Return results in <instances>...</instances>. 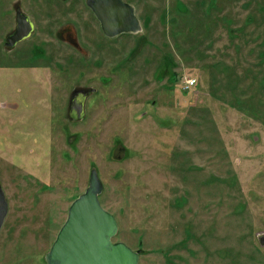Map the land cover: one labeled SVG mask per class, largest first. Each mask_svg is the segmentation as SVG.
<instances>
[{
    "label": "rangeland",
    "instance_id": "obj_1",
    "mask_svg": "<svg viewBox=\"0 0 264 264\" xmlns=\"http://www.w3.org/2000/svg\"><path fill=\"white\" fill-rule=\"evenodd\" d=\"M125 1L108 38L86 0H0V264H47L93 168L139 264H264V0Z\"/></svg>",
    "mask_w": 264,
    "mask_h": 264
},
{
    "label": "water",
    "instance_id": "obj_2",
    "mask_svg": "<svg viewBox=\"0 0 264 264\" xmlns=\"http://www.w3.org/2000/svg\"><path fill=\"white\" fill-rule=\"evenodd\" d=\"M86 4L108 38L142 30L135 7L125 0H86ZM23 28L26 32L19 40L33 31L28 20ZM103 190L99 174L93 168L89 187L70 206L68 218L46 255L47 264H139L143 250L135 251L124 242H113L119 226L115 215L100 201ZM8 213L9 200L0 186V235Z\"/></svg>",
    "mask_w": 264,
    "mask_h": 264
},
{
    "label": "flooded vegetation",
    "instance_id": "obj_3",
    "mask_svg": "<svg viewBox=\"0 0 264 264\" xmlns=\"http://www.w3.org/2000/svg\"><path fill=\"white\" fill-rule=\"evenodd\" d=\"M14 9H15L14 13H15L16 25H15V28L11 30L5 36V41H4V45L9 47L10 49H14L20 42H23L24 40L31 38L33 32L35 31L34 24L30 16L24 14L21 11V8L17 5H15ZM27 20L32 23L33 31L31 32L30 36H28L24 40H19V38L21 37L20 35L21 34L23 35L26 32V29H25L26 25H25V28L23 27H24V24L27 22ZM87 97L88 96H84V92H78L77 90L72 92L70 99H69L70 102H69L68 115L73 121L77 118H81L84 116ZM56 116H57V112H51L50 120H57L58 118ZM56 124H59V123L55 122V125ZM55 125L53 126L55 127Z\"/></svg>",
    "mask_w": 264,
    "mask_h": 264
},
{
    "label": "built area",
    "instance_id": "obj_4",
    "mask_svg": "<svg viewBox=\"0 0 264 264\" xmlns=\"http://www.w3.org/2000/svg\"><path fill=\"white\" fill-rule=\"evenodd\" d=\"M195 84H196V80H195L194 78L189 79V80L186 81V86H187L188 88H189V87H193V86H195Z\"/></svg>",
    "mask_w": 264,
    "mask_h": 264
}]
</instances>
